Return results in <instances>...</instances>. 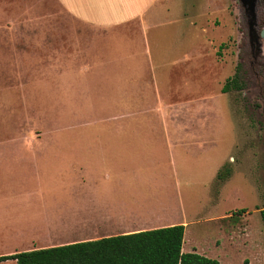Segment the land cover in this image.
<instances>
[{
    "label": "rangeland",
    "instance_id": "obj_1",
    "mask_svg": "<svg viewBox=\"0 0 264 264\" xmlns=\"http://www.w3.org/2000/svg\"><path fill=\"white\" fill-rule=\"evenodd\" d=\"M155 5L168 15L142 32L137 22L83 25L55 0H0V174L23 153L89 151L108 137H134L139 118L159 137L165 118L174 135L198 134L179 139L167 182L172 210L164 214L185 227L183 249L220 264H264V0L251 15L238 0ZM188 59L198 66L186 75L174 64ZM235 75L242 90L221 94ZM164 78L175 89L193 81L195 104L164 116ZM134 86L150 88L155 102L134 106ZM219 171L230 174L217 180ZM7 206L0 199V214ZM16 239L0 231V256L19 248Z\"/></svg>",
    "mask_w": 264,
    "mask_h": 264
},
{
    "label": "crops",
    "instance_id": "obj_2",
    "mask_svg": "<svg viewBox=\"0 0 264 264\" xmlns=\"http://www.w3.org/2000/svg\"><path fill=\"white\" fill-rule=\"evenodd\" d=\"M55 1L79 23L101 29L137 22L146 32L158 26L160 17L168 15L155 5L157 0ZM190 62L177 61L174 66L181 65L189 75L198 66H188ZM137 76L143 75L134 65V77ZM165 78L163 98L159 97L158 103L164 116L173 105L186 110V106L195 104L190 102L195 94L193 81L175 89L171 78L168 83ZM135 88L134 106L142 108L155 102L150 88ZM165 121L164 118L159 137L151 132L150 120L139 118L134 123L138 127L134 137H108L100 149L23 153L14 156L19 160L3 162L0 199L10 211L0 214V231L21 240L19 248L6 255L183 225L167 218L172 210L167 182L175 170L171 158L181 157L178 150L183 146L179 139L198 134L174 135ZM182 252L199 254L183 247Z\"/></svg>",
    "mask_w": 264,
    "mask_h": 264
},
{
    "label": "trees",
    "instance_id": "obj_3",
    "mask_svg": "<svg viewBox=\"0 0 264 264\" xmlns=\"http://www.w3.org/2000/svg\"><path fill=\"white\" fill-rule=\"evenodd\" d=\"M242 90L236 75L228 78L221 92ZM229 172L219 171L217 180ZM264 224V209L260 211ZM185 227L175 225L149 231L101 238L0 256V263L16 264H220L196 252H182ZM244 264H248L247 260Z\"/></svg>",
    "mask_w": 264,
    "mask_h": 264
},
{
    "label": "water",
    "instance_id": "obj_4",
    "mask_svg": "<svg viewBox=\"0 0 264 264\" xmlns=\"http://www.w3.org/2000/svg\"><path fill=\"white\" fill-rule=\"evenodd\" d=\"M238 2L242 5L247 14H254L256 0H238Z\"/></svg>",
    "mask_w": 264,
    "mask_h": 264
},
{
    "label": "flooded vegetation",
    "instance_id": "obj_5",
    "mask_svg": "<svg viewBox=\"0 0 264 264\" xmlns=\"http://www.w3.org/2000/svg\"><path fill=\"white\" fill-rule=\"evenodd\" d=\"M262 35H263V33H262ZM261 48H262V46L259 47L260 52H261Z\"/></svg>",
    "mask_w": 264,
    "mask_h": 264
}]
</instances>
